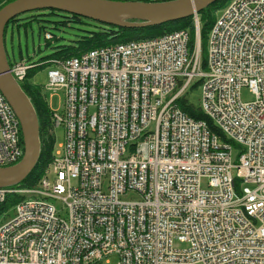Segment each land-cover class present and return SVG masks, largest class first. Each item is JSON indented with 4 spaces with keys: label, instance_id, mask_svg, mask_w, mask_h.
<instances>
[{
    "label": "built area",
    "instance_id": "built-area-1",
    "mask_svg": "<svg viewBox=\"0 0 264 264\" xmlns=\"http://www.w3.org/2000/svg\"><path fill=\"white\" fill-rule=\"evenodd\" d=\"M194 18L192 52L180 29L11 65L19 82L55 65L46 89L64 91L52 110L64 142L37 186L0 187V204L25 195L0 225V264H264V0H229L206 67ZM197 80L220 133L179 105ZM244 86L254 100L242 99ZM21 139L0 91V166L21 160Z\"/></svg>",
    "mask_w": 264,
    "mask_h": 264
},
{
    "label": "water",
    "instance_id": "water-1",
    "mask_svg": "<svg viewBox=\"0 0 264 264\" xmlns=\"http://www.w3.org/2000/svg\"><path fill=\"white\" fill-rule=\"evenodd\" d=\"M218 0H13L0 8V91L15 111L22 130L24 154L13 165L0 166V187L22 183L41 154L40 123L29 95L11 72L5 32L11 19L31 11L56 9L119 27L137 28L177 22ZM199 28V21L197 23Z\"/></svg>",
    "mask_w": 264,
    "mask_h": 264
},
{
    "label": "trees",
    "instance_id": "trees-1",
    "mask_svg": "<svg viewBox=\"0 0 264 264\" xmlns=\"http://www.w3.org/2000/svg\"><path fill=\"white\" fill-rule=\"evenodd\" d=\"M13 0H0V8L6 3ZM141 1H166V0H141ZM229 0H218L217 2L209 5L205 9L198 12V19L200 23V42L202 65L206 67L207 44L208 35L212 24L218 17L219 11L225 8ZM27 20L26 22H24ZM43 21L51 23L54 28L66 27L70 24H84L85 28L82 34H79V39L73 41L71 44L63 45L55 51L54 58H70L79 56L82 52L117 44L129 42L134 40H145L167 33L184 29L189 33V50L192 52L196 47V21L194 16H190L177 22H168L161 25L126 28L119 27L111 24H106L90 18L71 14L56 9H43L23 13L10 20L13 28L20 27L21 25H29L33 21ZM7 29V28H6ZM44 34L50 32L47 27L40 26V33ZM54 36V35H53ZM9 55V53H8ZM16 60L11 59L9 56V63L13 65ZM32 70H29L24 81L20 84L25 92L29 95L36 112L38 114L40 123V138H41V154L40 159L35 169L29 176L16 187H34L37 186L41 178L45 175L46 171L52 164L55 156V135L53 130L52 110L48 104L47 97L43 93V89L37 85L31 84L29 78L32 76ZM201 85V80L195 81L189 90L179 98L180 107L189 115L197 119H205L210 126L219 132L214 122L208 118L202 110L200 103L197 105L189 99V94L192 90H196ZM23 143V138L21 139ZM25 195L22 194H9L6 200L0 204V217L8 214L13 206L20 200L24 199Z\"/></svg>",
    "mask_w": 264,
    "mask_h": 264
},
{
    "label": "rangeland",
    "instance_id": "rangeland-1",
    "mask_svg": "<svg viewBox=\"0 0 264 264\" xmlns=\"http://www.w3.org/2000/svg\"><path fill=\"white\" fill-rule=\"evenodd\" d=\"M224 8L219 11L218 17L222 14ZM25 20L24 22H26ZM46 26L47 30L54 35V39L47 41L46 36L40 33V26ZM85 28L84 24H70L62 28H54L51 23H46L43 21H33L29 25H21L19 28H13L12 23L7 26L5 41L6 48L11 59L17 62L24 59L27 63H37L40 64L45 62L53 56L55 51L63 45L71 44L73 41L79 39L78 35L82 34ZM55 68L54 64L45 63L44 65H38L32 70V76L29 78L31 84L37 85L43 89V93L47 97L48 104L53 110H61L62 103L64 99V91L59 90L54 93L46 89V85L49 82V71ZM201 86L198 89L192 90L189 94V99L195 104H199L201 100ZM241 97L244 101H251L255 99V94L248 87L244 86L241 89ZM55 135V151L60 149V145L64 142V128L57 127L54 131ZM240 150L238 147H234L232 150V162L238 163ZM253 187L252 184H247ZM36 195H27V198H35ZM126 199H136L138 198L135 194H129ZM53 204L59 209L63 210L64 204L61 200L52 199ZM8 214L2 215L0 217V225L6 223L14 216V210L11 209ZM178 247H186V244L176 243ZM112 263L115 262V257L111 258ZM202 264V263H193Z\"/></svg>",
    "mask_w": 264,
    "mask_h": 264
}]
</instances>
